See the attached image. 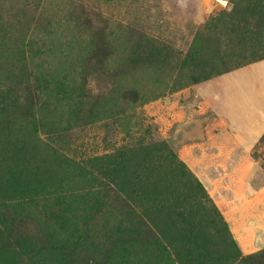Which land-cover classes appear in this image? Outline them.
Segmentation results:
<instances>
[{"label": "rangeland", "instance_id": "obj_1", "mask_svg": "<svg viewBox=\"0 0 264 264\" xmlns=\"http://www.w3.org/2000/svg\"><path fill=\"white\" fill-rule=\"evenodd\" d=\"M231 1L0 0V264L175 259L180 245L161 234L173 216L159 214L156 236L146 234V149H172L227 221L264 189V58L201 79L185 63ZM20 135L32 191L4 177ZM257 198L246 221L264 220V190ZM222 243L208 246L226 254Z\"/></svg>", "mask_w": 264, "mask_h": 264}, {"label": "trees", "instance_id": "obj_2", "mask_svg": "<svg viewBox=\"0 0 264 264\" xmlns=\"http://www.w3.org/2000/svg\"><path fill=\"white\" fill-rule=\"evenodd\" d=\"M231 2L233 6L230 10H223L212 17L197 33L188 52L185 63L194 67L197 79L208 78L264 58V0ZM3 10L0 5V24L6 18ZM101 41L105 43L104 39ZM18 53L24 59L28 58L24 41L19 43ZM28 97L27 94L25 98ZM123 97L136 100L138 91L128 89ZM19 137L16 158L6 164L4 177L11 188L20 185L26 191H32L38 189L40 184L33 181L30 171L26 169L25 160L29 161L27 153L31 152L27 148L28 137ZM158 148L162 155L156 154V150L146 149L142 158L146 172L143 190L148 204L147 222L144 224L147 226V236L152 238L156 236L153 234L154 229H160L157 223L159 214L175 218L173 222L164 224L161 233L166 238V233L171 232L172 239L180 245L175 259L169 257L166 264H264V248L244 253L229 222L200 179L168 146ZM122 169L127 170L128 166L117 168ZM188 205L192 207L195 219L188 217L182 210ZM216 235L222 236L226 254L215 255L208 246L209 240Z\"/></svg>", "mask_w": 264, "mask_h": 264}, {"label": "crops", "instance_id": "obj_3", "mask_svg": "<svg viewBox=\"0 0 264 264\" xmlns=\"http://www.w3.org/2000/svg\"><path fill=\"white\" fill-rule=\"evenodd\" d=\"M263 190L245 197L242 202H238L233 208L227 210L226 218H228L230 228L244 253H252L264 248V220L253 219L252 222H249L242 216V211L245 209L251 212L257 210L254 207L247 208L245 202L252 204L257 199L256 203H259L260 200L257 196Z\"/></svg>", "mask_w": 264, "mask_h": 264}]
</instances>
